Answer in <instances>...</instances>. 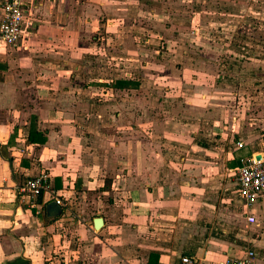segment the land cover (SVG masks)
I'll return each mask as SVG.
<instances>
[{"label": "crops", "instance_id": "1", "mask_svg": "<svg viewBox=\"0 0 264 264\" xmlns=\"http://www.w3.org/2000/svg\"><path fill=\"white\" fill-rule=\"evenodd\" d=\"M24 1L23 40L0 46V264H222L248 249L264 263V195L246 209L234 178L264 142L236 103L255 81L252 61L232 56L255 50L254 38L237 41L242 26L254 33L256 0L184 8L190 52L211 48L197 35L212 14L215 50L232 53L219 56L215 76L204 56L187 55L169 70L140 64L134 78H112L113 52L95 34L120 32L156 0ZM163 99L180 120L161 112ZM30 128L46 141L30 143ZM172 145L184 152L176 161ZM42 171L66 206L48 194L40 210L19 201L16 185Z\"/></svg>", "mask_w": 264, "mask_h": 264}, {"label": "rangeland", "instance_id": "2", "mask_svg": "<svg viewBox=\"0 0 264 264\" xmlns=\"http://www.w3.org/2000/svg\"><path fill=\"white\" fill-rule=\"evenodd\" d=\"M217 2L218 0H202L201 3L200 0L195 2L194 0H156L155 2L145 3L143 8L146 9V12H142L139 16L131 17L125 21L123 29L120 32L106 33L104 28L99 30L95 34L96 42L104 48L107 47L111 49V52H113L110 57L114 65L113 67L115 68L111 69L112 78L118 76L116 74L118 72L119 75L127 77L132 76L133 78L137 77V66L143 64V66L146 67L148 66L146 64L151 63L153 60L161 64L160 66L163 70H169L175 63L180 61L183 62L187 55H190L189 58L204 56L207 63L205 66L206 72L210 77L215 76L221 67L217 66V64L220 62L223 63L219 56H222V54L224 55L225 51H217L214 48L216 39H218L214 16L210 14V17L205 19V25L200 28V34L197 35L198 41L202 39L203 42L212 44L211 48L209 47L204 52L200 50H193L190 52L188 43L191 39V35L187 34L188 30L184 28V25L188 24V22L184 20L183 14L185 7L187 10H200L204 8V10L206 9L209 12L212 10L215 11L217 10ZM254 4L255 8L251 11L255 12V18L250 21V29H253L254 33L251 30L248 32V30L244 29L245 27L242 26L239 31L241 33L243 31L244 35L241 34L240 42H237L243 43L244 45L245 42L242 41H246L247 37L250 39L254 38L255 50L251 52L237 49L232 51V53L236 52V55L229 51H226L225 54H228V56L232 54L233 58H236V60H244V63H247V58L249 56L252 61L249 67L250 72L255 73V81L252 83L253 86L250 87V89L245 86L243 89H240L244 92L239 93V96L237 95L236 103L239 108L248 111L250 119L252 120L253 118L255 123L259 125L258 129H261L264 140V0H256ZM196 19L198 25L200 22L199 17ZM241 24L247 25L243 20H241ZM225 32L230 33L226 30ZM244 36L245 39H243ZM119 47H126L128 56L117 54ZM227 60L230 63L235 61L231 58H225V61ZM120 64H123L122 69L119 68ZM229 67H227L224 62L222 68L226 73H228V70L233 71V69ZM244 67L246 68L247 64ZM209 79L210 78L206 75L203 79L201 78L203 82H208ZM175 106H178L177 102H175ZM170 108H172V103L170 104L167 99H163L161 112L164 115L170 116ZM174 116H178L176 120L181 119L179 114L171 115V117ZM170 148L172 151L171 157L175 159V161L176 158L184 154L183 151L180 152L177 148H174V145L170 146Z\"/></svg>", "mask_w": 264, "mask_h": 264}, {"label": "built area", "instance_id": "3", "mask_svg": "<svg viewBox=\"0 0 264 264\" xmlns=\"http://www.w3.org/2000/svg\"><path fill=\"white\" fill-rule=\"evenodd\" d=\"M24 0H0V46L16 47L25 36L29 23L25 20ZM242 148L243 143L237 142ZM259 157V158H258ZM238 195L246 207L251 209L264 195V142L258 153L242 157L235 171ZM19 201L30 208L40 210L41 198L49 195L59 206H66L63 196L52 188L51 175L42 171L35 176L25 178L15 187ZM247 220L255 222V216L247 215ZM182 264H199L198 261L183 257ZM222 264H264L257 258V253L248 249L241 258H227Z\"/></svg>", "mask_w": 264, "mask_h": 264}, {"label": "trees", "instance_id": "4", "mask_svg": "<svg viewBox=\"0 0 264 264\" xmlns=\"http://www.w3.org/2000/svg\"><path fill=\"white\" fill-rule=\"evenodd\" d=\"M120 82H117L116 85H120ZM28 141L30 143H44L46 141V137L42 132H39L38 130L34 128H30L28 132Z\"/></svg>", "mask_w": 264, "mask_h": 264}, {"label": "water", "instance_id": "5", "mask_svg": "<svg viewBox=\"0 0 264 264\" xmlns=\"http://www.w3.org/2000/svg\"><path fill=\"white\" fill-rule=\"evenodd\" d=\"M259 158V157H258ZM95 229L99 230L103 227V219L101 217L94 220Z\"/></svg>", "mask_w": 264, "mask_h": 264}]
</instances>
